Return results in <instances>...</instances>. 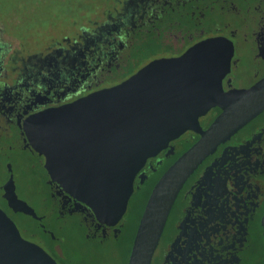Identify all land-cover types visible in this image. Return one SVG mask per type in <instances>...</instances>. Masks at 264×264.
I'll return each mask as SVG.
<instances>
[{
	"label": "flooded vegetation",
	"instance_id": "flooded-vegetation-1",
	"mask_svg": "<svg viewBox=\"0 0 264 264\" xmlns=\"http://www.w3.org/2000/svg\"><path fill=\"white\" fill-rule=\"evenodd\" d=\"M102 16L25 59L11 56L0 34V168L6 170L0 210L13 222L14 215L32 219L38 232L31 236L46 237L45 246L37 245L57 264L75 263L65 239L48 229L52 225L81 233L80 245L103 255L98 264H120L132 203L144 197L146 208L161 177L200 136L187 132L150 158L134 180L126 214L110 224L51 179L35 148L41 114L118 86L154 61L179 58L211 40L230 56L221 81L225 92L247 90L264 79V0H119ZM141 49L151 54L137 61ZM220 113L214 108L200 118L203 129ZM14 192L39 219L10 204ZM152 264H264V111L227 136L190 177Z\"/></svg>",
	"mask_w": 264,
	"mask_h": 264
},
{
	"label": "water",
	"instance_id": "water-1",
	"mask_svg": "<svg viewBox=\"0 0 264 264\" xmlns=\"http://www.w3.org/2000/svg\"><path fill=\"white\" fill-rule=\"evenodd\" d=\"M228 62L230 56L221 43L205 41L179 58L150 63L118 86L39 116L35 148L45 157L51 179L110 224L126 214L134 180L150 158L187 132L200 136L153 189L128 264H152L190 177L227 136L264 111V79L247 90H223ZM214 108L221 113L204 130L200 118ZM12 201L16 210L39 219L15 192ZM0 264L57 263L40 246L25 240L0 210Z\"/></svg>",
	"mask_w": 264,
	"mask_h": 264
},
{
	"label": "rangeland",
	"instance_id": "rangeland-1",
	"mask_svg": "<svg viewBox=\"0 0 264 264\" xmlns=\"http://www.w3.org/2000/svg\"><path fill=\"white\" fill-rule=\"evenodd\" d=\"M118 6L119 0H0L1 39L8 45L11 56L25 59L53 42L61 41L64 35H76L80 27L87 25L88 20H100L104 12H113ZM150 54L145 49L139 50L137 61L138 58L145 60ZM5 172V166L3 170L0 168L1 179ZM144 209V197L134 200L129 214L132 215L129 220V237L121 249L120 264H125L129 258V250L134 243ZM13 220L25 240L45 246L43 242L47 239L44 235L37 233L36 238L31 236L32 231L38 232L32 219L14 215ZM48 229L55 236L65 239V252L75 264L100 263L103 255L81 246L78 242L81 233L74 228L60 229L52 225ZM112 253V249L105 252L107 255Z\"/></svg>",
	"mask_w": 264,
	"mask_h": 264
},
{
	"label": "trees",
	"instance_id": "trees-1",
	"mask_svg": "<svg viewBox=\"0 0 264 264\" xmlns=\"http://www.w3.org/2000/svg\"><path fill=\"white\" fill-rule=\"evenodd\" d=\"M190 147H191L190 145H189V146H187V147L185 148V150H188V149H190ZM185 150H184V151H185ZM142 215H143V214H142ZM142 215H141V218H142Z\"/></svg>",
	"mask_w": 264,
	"mask_h": 264
}]
</instances>
